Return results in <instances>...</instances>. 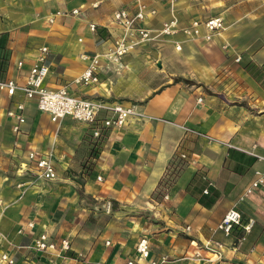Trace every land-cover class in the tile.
<instances>
[{"label": "crops", "instance_id": "0c3cea01", "mask_svg": "<svg viewBox=\"0 0 264 264\" xmlns=\"http://www.w3.org/2000/svg\"><path fill=\"white\" fill-rule=\"evenodd\" d=\"M191 1H176L180 22L215 12L204 9L192 18ZM226 1V28L212 40L176 39L181 50L192 41L221 53L232 80L218 75L217 67L214 75L176 71L171 65L185 56L167 38L108 60L103 54L120 33L112 13L132 0H0V79L22 85L46 47L45 83L57 88L83 73L89 61L81 55L100 54L98 80L72 83L70 91L133 104L138 113L94 145L86 124L68 117L53 122L36 99L0 91V256L9 252L16 264H125L146 237L151 257H165V264H264V191L241 200L255 171H264V0ZM147 2L157 14L146 24L159 28L171 17L169 5ZM75 8L80 13L71 15ZM154 46L161 61L150 60ZM16 103L24 105L20 133L6 114ZM30 150L52 152L56 179L19 171ZM233 208L244 223L254 220L250 232L240 227L228 236L217 229ZM28 221L33 228L19 233ZM43 232L56 243L54 250L19 248ZM65 238L70 247L63 251Z\"/></svg>", "mask_w": 264, "mask_h": 264}, {"label": "built area", "instance_id": "2783aa9c", "mask_svg": "<svg viewBox=\"0 0 264 264\" xmlns=\"http://www.w3.org/2000/svg\"><path fill=\"white\" fill-rule=\"evenodd\" d=\"M156 1L167 3L171 15L170 18L162 21L159 28H152L146 24L148 18L155 17L157 14V10L150 7L147 0H132L131 5L121 7L112 13V21L120 29V33L113 37L111 47L103 54L108 60L114 62L121 60L123 56L136 51L141 45L157 39H171L175 49L180 51L182 43L176 39L178 36L185 39L210 41L226 28L225 19L220 15L205 19H190L186 23L180 22L174 14L175 0ZM79 13L80 9L78 8L70 11L71 15H78ZM53 20L51 18L49 22H53ZM88 26L91 31L97 29L95 23H89ZM46 53L47 48L41 47L40 53L30 65L26 80L22 85H19L15 79H0V91L5 92L8 96H13L17 91H20L26 99H36L37 108L47 113L53 122L68 117L86 124L89 127V135L94 145L101 144L109 136L110 131L125 126L131 117L138 114L133 104L80 97L70 91L69 85L72 83L88 85L98 80V73L101 70L100 54H94L91 57L86 54L81 55L82 59L89 61L83 73L69 84L49 88L45 83L49 73V66L45 61ZM23 65L24 61L19 60L16 64L17 69L20 70ZM198 101H201L200 97ZM23 110V103H16L14 109L9 108L6 111V114L15 120L12 126L14 133H20L21 124L25 122ZM181 157L183 158L184 155L182 154ZM24 170L31 171L37 179L41 180H53L57 177L51 151L44 153H38L34 150L28 151L26 160L19 165V171L24 172ZM255 175V180L246 189L241 200L254 195L258 190L264 191V171L258 169L255 171ZM97 179L100 180L101 177L98 176ZM204 192L207 190L205 189ZM167 198L168 195L165 194L164 199ZM2 204L3 200L0 196V208ZM33 226L34 223L28 221L20 227L18 232L23 233L24 227L31 229ZM253 226L254 220L244 223L242 213L233 208L221 218L217 224V229L229 236L240 227L246 233L250 232ZM245 239L246 236L240 237L239 244ZM21 247L33 248L36 251H50L56 248V243L51 240L49 234L43 232L38 237H34L30 245H21L19 248ZM69 247V240L61 239L60 249L66 251ZM135 263L165 264L166 258H152L149 241L146 237H142L135 246V257L127 259L125 264ZM0 264H16V261L9 252H4L0 256Z\"/></svg>", "mask_w": 264, "mask_h": 264}, {"label": "rangeland", "instance_id": "374dc122", "mask_svg": "<svg viewBox=\"0 0 264 264\" xmlns=\"http://www.w3.org/2000/svg\"><path fill=\"white\" fill-rule=\"evenodd\" d=\"M176 1H175V5H176ZM231 1H235V0H228L226 1V3L231 2ZM222 2H224V0H192L191 2H189L190 4L187 5V11H188L187 14H189L193 18V15L195 16L196 14H198V13H193V12H197V11L202 12V10L204 9L205 10L211 9L213 11L215 10L212 16H218V15L222 16L224 15L222 14V12H225L228 10V8L222 7L224 6ZM235 2L242 3L241 0L240 1L236 0ZM216 9H218V11H216ZM163 42L164 41H160L159 44ZM187 44H189L188 45L189 48L187 47L181 51L176 52L177 54L184 53V56H185L184 62L174 63L171 65L172 68L175 67L176 71H179V70L184 71V73L187 75H190V74L193 75L194 73H203V74L212 73V75H214L215 67H217L216 71L218 75L222 74V77L227 76V77H230L231 80L233 79L234 75L233 73H230V71L229 72L227 71L225 62L224 64L221 63L222 62L221 53H217L212 50L205 49L203 46H200L201 44L198 42L187 41ZM148 53H150V60L152 58L154 62H156V59L158 61H161L160 60L161 54H159L161 53L160 47L154 46L148 51ZM0 57H1V53H0ZM224 57H226L225 54H224ZM6 59L7 57L4 56V60ZM156 66H158V64L154 65V67ZM221 83L226 84L224 82H221ZM221 83L219 84V86H221ZM92 150L97 151L94 146L92 147ZM84 166H86V162L84 163Z\"/></svg>", "mask_w": 264, "mask_h": 264}, {"label": "trees", "instance_id": "16d2710c", "mask_svg": "<svg viewBox=\"0 0 264 264\" xmlns=\"http://www.w3.org/2000/svg\"><path fill=\"white\" fill-rule=\"evenodd\" d=\"M4 70H5V69H4V66H3V60L0 59V74L3 73ZM187 82H189V81H187Z\"/></svg>", "mask_w": 264, "mask_h": 264}, {"label": "water", "instance_id": "95a60500", "mask_svg": "<svg viewBox=\"0 0 264 264\" xmlns=\"http://www.w3.org/2000/svg\"><path fill=\"white\" fill-rule=\"evenodd\" d=\"M158 65H160V64L158 63Z\"/></svg>", "mask_w": 264, "mask_h": 264}]
</instances>
